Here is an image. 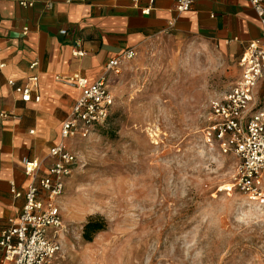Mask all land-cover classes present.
<instances>
[{
	"label": "rangeland",
	"instance_id": "374dc122",
	"mask_svg": "<svg viewBox=\"0 0 264 264\" xmlns=\"http://www.w3.org/2000/svg\"><path fill=\"white\" fill-rule=\"evenodd\" d=\"M240 76L237 58L199 35L136 49L110 79L107 125L74 143L56 264H264V207L227 190L239 160L204 142L211 100ZM93 217L107 228L87 243Z\"/></svg>",
	"mask_w": 264,
	"mask_h": 264
},
{
	"label": "crops",
	"instance_id": "0c3cea01",
	"mask_svg": "<svg viewBox=\"0 0 264 264\" xmlns=\"http://www.w3.org/2000/svg\"><path fill=\"white\" fill-rule=\"evenodd\" d=\"M19 1L34 6L24 8ZM70 1L0 0V233L20 215L24 194L35 181L25 174L23 160L38 163L36 180L47 176L54 164L50 151L61 142L62 125L80 95L66 82L68 78L82 75L95 82L110 60L128 50L136 52L164 33L213 40L229 50L238 65L248 44L262 37L259 19L247 0H195L192 10L183 14L176 11V0H155L152 5L148 1L135 5L133 0ZM148 8L149 14H144ZM33 77L37 82L30 80ZM10 81L29 86L41 101L22 102ZM260 84L257 94L262 98ZM78 141H67L75 154ZM12 181L21 197L10 193ZM0 264H4L1 248Z\"/></svg>",
	"mask_w": 264,
	"mask_h": 264
},
{
	"label": "built area",
	"instance_id": "2783aa9c",
	"mask_svg": "<svg viewBox=\"0 0 264 264\" xmlns=\"http://www.w3.org/2000/svg\"><path fill=\"white\" fill-rule=\"evenodd\" d=\"M142 1L152 5L155 0H133L135 5ZM247 1L259 19L262 37L246 47L239 61L241 76L236 84L211 100L204 142L208 147L216 144L222 155H234L239 160L234 182L227 190L236 188L249 203L264 207V107L260 108L261 98L257 94L258 85L264 79V0ZM194 3L195 0H176V11L178 14L189 12ZM19 5L27 8L33 7L34 3L19 1ZM149 12L150 8L143 10L144 14ZM61 33L66 34V31ZM76 54L83 57L85 53L77 50ZM135 55L134 50H128L110 60L103 75L95 82L82 75L66 80L80 91V95L62 125L61 142L50 151L54 164L47 176L36 180L38 163L23 160L25 174L35 181L24 194L25 204L20 215L10 219L0 233L4 264L57 263L64 251V237L69 231L63 218L61 199L69 179L79 166L78 155L69 150L67 141L86 140L97 129L107 125L114 103L109 77L112 73H120L123 63ZM30 80L37 82L36 77ZM9 84L22 102L41 101V96L29 86H16L13 81ZM2 116L7 117L5 114ZM10 193L15 197L23 195L13 181L10 182Z\"/></svg>",
	"mask_w": 264,
	"mask_h": 264
},
{
	"label": "trees",
	"instance_id": "16d2710c",
	"mask_svg": "<svg viewBox=\"0 0 264 264\" xmlns=\"http://www.w3.org/2000/svg\"><path fill=\"white\" fill-rule=\"evenodd\" d=\"M106 228V222L103 218H90L83 227L82 237L87 243H91L96 235L105 231Z\"/></svg>",
	"mask_w": 264,
	"mask_h": 264
}]
</instances>
